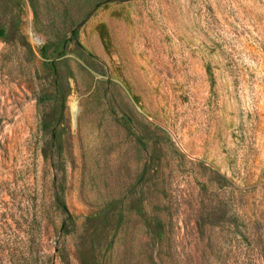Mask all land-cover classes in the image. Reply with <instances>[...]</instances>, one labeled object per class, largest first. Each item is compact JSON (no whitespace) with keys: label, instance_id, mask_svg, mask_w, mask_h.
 Masks as SVG:
<instances>
[{"label":"rangeland","instance_id":"1","mask_svg":"<svg viewBox=\"0 0 264 264\" xmlns=\"http://www.w3.org/2000/svg\"><path fill=\"white\" fill-rule=\"evenodd\" d=\"M0 264H264V0H0Z\"/></svg>","mask_w":264,"mask_h":264}]
</instances>
